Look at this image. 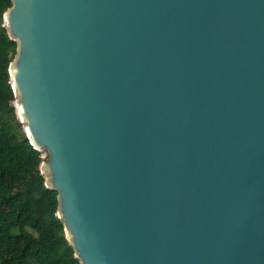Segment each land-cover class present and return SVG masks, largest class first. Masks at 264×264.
Segmentation results:
<instances>
[{
    "label": "water",
    "instance_id": "95a60500",
    "mask_svg": "<svg viewBox=\"0 0 264 264\" xmlns=\"http://www.w3.org/2000/svg\"><path fill=\"white\" fill-rule=\"evenodd\" d=\"M18 122L78 264H264V0H9Z\"/></svg>",
    "mask_w": 264,
    "mask_h": 264
},
{
    "label": "trees",
    "instance_id": "16d2710c",
    "mask_svg": "<svg viewBox=\"0 0 264 264\" xmlns=\"http://www.w3.org/2000/svg\"><path fill=\"white\" fill-rule=\"evenodd\" d=\"M9 7L0 0V264H78L56 218V193L39 173L44 151L29 145L15 115L8 81L15 43L2 22Z\"/></svg>",
    "mask_w": 264,
    "mask_h": 264
},
{
    "label": "rangeland",
    "instance_id": "374dc122",
    "mask_svg": "<svg viewBox=\"0 0 264 264\" xmlns=\"http://www.w3.org/2000/svg\"><path fill=\"white\" fill-rule=\"evenodd\" d=\"M46 156V154L42 153V158H44Z\"/></svg>",
    "mask_w": 264,
    "mask_h": 264
}]
</instances>
